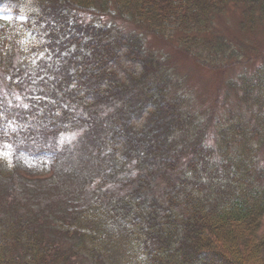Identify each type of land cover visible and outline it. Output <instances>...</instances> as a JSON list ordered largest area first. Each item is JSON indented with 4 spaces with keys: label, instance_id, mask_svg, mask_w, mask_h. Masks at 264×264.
<instances>
[{
    "label": "trees",
    "instance_id": "trees-1",
    "mask_svg": "<svg viewBox=\"0 0 264 264\" xmlns=\"http://www.w3.org/2000/svg\"><path fill=\"white\" fill-rule=\"evenodd\" d=\"M229 12L264 26V0H0V264H264V52ZM174 36L232 71L211 110L146 48Z\"/></svg>",
    "mask_w": 264,
    "mask_h": 264
},
{
    "label": "rangeland",
    "instance_id": "rangeland-1",
    "mask_svg": "<svg viewBox=\"0 0 264 264\" xmlns=\"http://www.w3.org/2000/svg\"><path fill=\"white\" fill-rule=\"evenodd\" d=\"M240 17L238 12H229L224 17L215 19L214 31L221 33L230 41L236 48L237 45L249 44L251 48L264 52V26H259L255 31H238V24ZM177 37H167L165 42H157L152 38H148L146 48L149 52L163 57L168 63L169 68L173 69L177 75L179 82L183 84L193 99V108L196 110L210 109L213 107V99H216L220 90L228 88L227 79L233 78V73L227 72L220 68H212L211 65H203L200 61H194L193 58L178 48ZM4 88L0 87V92ZM83 130L68 134L58 141V150L61 151L63 147L72 148L74 143L83 134ZM77 205V203H75ZM73 208V207H72ZM262 225L264 227V217L262 218Z\"/></svg>",
    "mask_w": 264,
    "mask_h": 264
}]
</instances>
